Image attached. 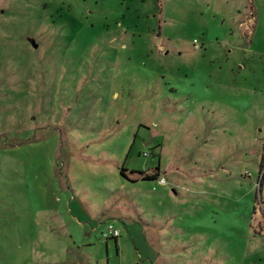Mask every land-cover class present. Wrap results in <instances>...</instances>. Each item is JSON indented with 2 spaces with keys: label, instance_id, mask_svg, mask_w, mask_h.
<instances>
[{
  "label": "rangeland",
  "instance_id": "1",
  "mask_svg": "<svg viewBox=\"0 0 264 264\" xmlns=\"http://www.w3.org/2000/svg\"><path fill=\"white\" fill-rule=\"evenodd\" d=\"M263 140L264 0H0V264H264Z\"/></svg>",
  "mask_w": 264,
  "mask_h": 264
},
{
  "label": "built area",
  "instance_id": "2",
  "mask_svg": "<svg viewBox=\"0 0 264 264\" xmlns=\"http://www.w3.org/2000/svg\"><path fill=\"white\" fill-rule=\"evenodd\" d=\"M163 182V180H161ZM120 236V231L118 229H115L112 225H109L107 229V233L103 234V238L107 239L109 237L111 238H118Z\"/></svg>",
  "mask_w": 264,
  "mask_h": 264
},
{
  "label": "trees",
  "instance_id": "3",
  "mask_svg": "<svg viewBox=\"0 0 264 264\" xmlns=\"http://www.w3.org/2000/svg\"><path fill=\"white\" fill-rule=\"evenodd\" d=\"M263 162H264V140H263ZM134 174V173H133ZM121 175H123V176H127L126 174H125V172H124V170H122L121 171ZM158 177V174L157 173H154V174H143V173H141V179L142 180H154V179H156Z\"/></svg>",
  "mask_w": 264,
  "mask_h": 264
},
{
  "label": "water",
  "instance_id": "4",
  "mask_svg": "<svg viewBox=\"0 0 264 264\" xmlns=\"http://www.w3.org/2000/svg\"><path fill=\"white\" fill-rule=\"evenodd\" d=\"M31 44H32L33 48H37V45L33 41H31Z\"/></svg>",
  "mask_w": 264,
  "mask_h": 264
}]
</instances>
